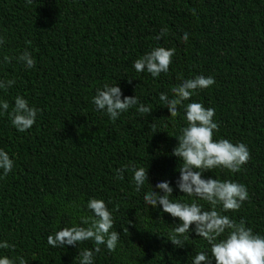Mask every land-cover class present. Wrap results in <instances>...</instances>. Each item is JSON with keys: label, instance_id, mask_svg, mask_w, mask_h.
<instances>
[{"label": "trees", "instance_id": "obj_1", "mask_svg": "<svg viewBox=\"0 0 264 264\" xmlns=\"http://www.w3.org/2000/svg\"><path fill=\"white\" fill-rule=\"evenodd\" d=\"M165 27L167 34L155 39ZM0 36V81H15L0 89V101L9 103L7 112L0 109V150L14 161L7 176L0 170V242L15 246L0 249V257L79 264L78 253L94 249L93 241L53 248L47 237L93 215L87 209L92 198L105 201L120 233L116 250L101 245L93 264H192L196 253L210 252L194 225L190 239L180 237L184 247L173 245L178 218L144 201L151 186L160 192L155 185L168 181L173 202L212 208L176 187L183 161L172 152L187 125L185 107L172 117L159 100L199 75L215 83L184 105L214 108V139L244 143L251 154L238 173L215 168L202 177L245 185L249 199L239 211L219 205L217 211L264 236V0H0ZM157 47L175 49L169 71L158 78L137 72L134 61ZM25 50L33 68L16 59ZM105 84H117L121 99L135 95L151 115L136 105L110 120L93 103ZM17 96L40 109L24 132L8 115ZM133 166L148 167L149 183L139 192ZM117 169H126L123 179Z\"/></svg>", "mask_w": 264, "mask_h": 264}, {"label": "clouds", "instance_id": "obj_2", "mask_svg": "<svg viewBox=\"0 0 264 264\" xmlns=\"http://www.w3.org/2000/svg\"><path fill=\"white\" fill-rule=\"evenodd\" d=\"M167 34V28H162L155 39L159 40ZM182 39L187 42L188 33H184ZM5 42L0 36V45ZM30 43V41L28 42ZM175 54L174 48L157 47L134 61L133 67L137 72L145 70L153 78H158L161 73H167ZM13 57L5 56L4 62L10 63ZM27 68H33L36 64L31 53L25 50L16 57ZM212 76L199 75L191 79H185L182 83L171 89L173 94L160 93L159 100L167 107L170 116L179 115V108L185 107V120L187 125L180 130L176 138L177 146L174 147L172 155L183 161L179 169V178L176 187L180 192L188 196H195L206 201L212 206L211 210H204L202 205L196 202H173V188L168 181H161L155 185L160 192L151 191L144 195V201L153 208L159 206L163 212L173 218H178L179 224L173 229L172 239L169 240L176 247H184L183 241L189 238V232L193 229L197 236L204 238L210 245V252H198L194 255L192 264H211L214 257L215 264H264V236L254 234L253 230L245 226L241 220L236 222L229 216L217 211L221 206L223 212L239 211L243 202L249 199L248 190L245 185L232 180H218L213 178L204 179L202 173L215 168L226 169L232 173L241 171L250 159V150L244 143H232L228 139H214L219 131V125L215 122L214 108H206L199 102H191L186 106L184 101L190 100L198 90L207 89L214 85ZM15 84L14 80L0 81V89L10 88ZM117 84H105L102 89H97L93 97V103L97 110L105 111L113 122L119 116L133 106L138 105L140 114L151 115L152 108L140 103L136 96H125ZM9 103L0 101V109L7 112ZM40 109L30 106L28 101L21 96L15 98L12 111L8 113L12 125L20 132L30 129L36 122ZM14 167V161L8 153L0 150V170L3 176H7ZM126 169H117V179H123ZM134 173L133 180L135 190L139 192L147 181L149 183L148 167L131 169ZM162 192V194H161ZM87 209L93 215H81L80 225L63 227L54 235L47 237V243L53 248L67 246H78L84 241H93L94 249H85L78 253L79 264H93L94 254L101 251L104 245L108 252L116 250L120 233L114 229V219L105 201L92 198L87 202ZM224 236L223 239H218ZM8 242H0V249L14 248ZM0 264H28L24 257L16 260L8 256L0 257Z\"/></svg>", "mask_w": 264, "mask_h": 264}]
</instances>
